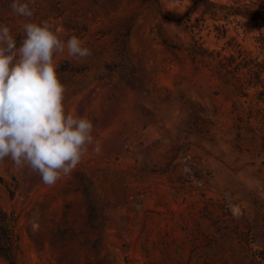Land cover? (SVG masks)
<instances>
[{
  "label": "rangeland",
  "instance_id": "374dc122",
  "mask_svg": "<svg viewBox=\"0 0 264 264\" xmlns=\"http://www.w3.org/2000/svg\"><path fill=\"white\" fill-rule=\"evenodd\" d=\"M11 2L0 0V24L18 45L25 23L46 20L92 53L57 57L66 107L94 125L76 169L46 185L0 161L20 264H264V150L247 131L238 147L235 128L254 96L239 97L217 61H194L157 35L163 21L180 41L230 51L231 39L263 57L264 25L215 21L192 0H162L164 19L143 0H34L31 18Z\"/></svg>",
  "mask_w": 264,
  "mask_h": 264
},
{
  "label": "clouds",
  "instance_id": "9594fccd",
  "mask_svg": "<svg viewBox=\"0 0 264 264\" xmlns=\"http://www.w3.org/2000/svg\"><path fill=\"white\" fill-rule=\"evenodd\" d=\"M31 3L12 0L10 8L31 18ZM65 50L77 60L92 54L80 37L65 41L46 20L25 23L19 45L10 27L0 24V161L10 158L46 185L70 175L94 140L92 120L65 104L67 88L57 59Z\"/></svg>",
  "mask_w": 264,
  "mask_h": 264
},
{
  "label": "trees",
  "instance_id": "16d2710c",
  "mask_svg": "<svg viewBox=\"0 0 264 264\" xmlns=\"http://www.w3.org/2000/svg\"><path fill=\"white\" fill-rule=\"evenodd\" d=\"M205 7L207 14L215 21L234 18L244 19L246 22H255L264 25V3L255 0H233L231 3H223L219 0H192ZM156 6L162 19L164 6L162 0H143ZM241 22V21H240ZM218 32L224 36L228 34L226 23H215ZM157 35L160 41L174 52H186L194 61L214 60L218 63L220 77L233 86L239 97L246 98L253 94L255 105H250L247 118L237 114L235 121L236 143L241 147L244 131L250 132L253 139L260 140L264 150V56L253 54L240 43H233L231 39L228 46L232 50L211 48L206 45L201 37L192 36L190 41H180L169 35L164 28L163 21L158 23ZM264 48V31L259 37ZM113 69L114 66H108ZM253 102V101H252ZM234 109H238L234 103ZM254 122L257 125H254ZM14 216L0 205V255L9 264H20V241L15 227Z\"/></svg>",
  "mask_w": 264,
  "mask_h": 264
}]
</instances>
